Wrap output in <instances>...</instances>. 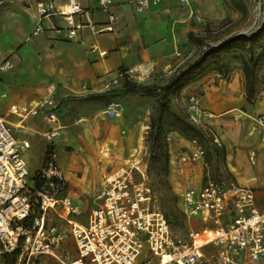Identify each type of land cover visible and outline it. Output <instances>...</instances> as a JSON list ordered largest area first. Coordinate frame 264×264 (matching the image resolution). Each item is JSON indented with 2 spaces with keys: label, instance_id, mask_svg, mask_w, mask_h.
Masks as SVG:
<instances>
[{
  "label": "built area",
  "instance_id": "obj_1",
  "mask_svg": "<svg viewBox=\"0 0 264 264\" xmlns=\"http://www.w3.org/2000/svg\"><path fill=\"white\" fill-rule=\"evenodd\" d=\"M149 1L136 0V9L142 11ZM99 4L108 12V21L101 28L93 20H83V16H89L90 9L76 1L63 6H58L55 0L38 1V17L32 34L37 36L44 31L45 18L58 16L67 22V27L58 30H65L72 41L85 27L95 34L114 31L116 16L109 11L112 1L99 0ZM92 49H97V45L93 44ZM99 53L105 55L107 51ZM14 67L12 59L3 60L0 75ZM130 77H133L132 70H119L108 86H118ZM56 90V84L50 83L39 100L29 103L8 101L6 117L0 116V255L12 254L20 248L22 252L13 264H28L31 258L46 252L55 255L59 264H264V207L259 204L253 187L225 185L209 178L198 188L184 190L181 205L188 222L195 219L204 229L199 232L190 227L185 238L174 236L169 218L156 207L155 196L145 181L146 168L139 156L127 158L103 176L98 202L87 223L74 222L63 216L60 205L72 216L78 214L79 207L74 204L70 180L61 169L58 155L52 150L47 153L31 185L30 170L23 156L31 142L18 137L17 127L7 119L12 116L21 121L38 118L50 126L43 133L44 137L54 141L64 127ZM208 93V89H202L187 95L186 117L191 125L210 137L213 145L223 147L224 141L211 121L215 114L204 106ZM7 97V93H0V100ZM104 112L107 118H121L126 106L121 99L112 98ZM83 121L80 117L74 123ZM249 133L264 141V113L251 116ZM189 143L190 148L181 156L180 162L185 165L204 163V143L198 137ZM255 156H251L252 163L256 161ZM36 211L38 215L35 216ZM49 212H55L70 223L78 249L75 258L61 260L51 249V244L59 246L62 236L49 238L46 228ZM30 220L33 221L28 225ZM9 228L14 234L8 231ZM206 231L213 232L214 237L204 244H197L198 236ZM210 245L214 250L208 249ZM145 248L147 252L143 254ZM0 264L7 263L0 258Z\"/></svg>",
  "mask_w": 264,
  "mask_h": 264
},
{
  "label": "rangeland",
  "instance_id": "obj_2",
  "mask_svg": "<svg viewBox=\"0 0 264 264\" xmlns=\"http://www.w3.org/2000/svg\"><path fill=\"white\" fill-rule=\"evenodd\" d=\"M2 1L6 2L3 4L6 8L5 11L0 10L1 29L5 24L10 25L12 20L15 25V19H22V15L28 13L26 7L31 8L32 4L35 6L34 0ZM223 1L229 8L230 15L217 25H205V30L199 36H192L193 47L187 50L184 60L175 65L173 63L166 67H159L143 78H139L133 72V77L123 80L116 87H108L102 91H90L95 89L87 83L88 91L81 93L70 91L66 86L63 88L62 83H58L57 98L60 105L64 107L62 117L64 127L61 135L52 142L29 129L24 130L21 135H25L32 141L29 150L23 154L28 161L31 185L34 184L33 177L41 168L47 153L52 150L58 155L61 169L70 180V193L74 204L79 207L78 214L72 216L67 208L60 205L59 211L63 216L80 223H87L98 202L103 176L131 156L141 158L146 168V184L155 196L157 209L169 218L174 236L185 238L190 227L199 232L204 229L203 225L195 219L188 222L181 205V193L186 189L198 188L209 178L224 182L225 185L234 183L253 186L264 207V141L256 135H248L251 118L243 115L242 118L237 119L232 112L227 113L230 110L210 109L216 114L211 121L224 141L225 158L212 149L213 143L210 137L198 127H195L197 131L190 132L188 137L176 131L168 133L167 148L170 157L167 165L163 156L164 148H157L152 153L149 147L148 133L151 118L164 93L171 98V109L186 117L184 99L187 98V93L184 94V89L190 84L182 87L181 84L176 83L167 87L168 83L179 71L186 68L191 60L197 59L207 46L217 45L231 36L243 37L231 43L229 52L224 55L222 62L228 67V73L224 75L216 71L208 72V69L212 67L209 59L201 68L193 71V78L209 77L208 81L211 85L222 84L235 93L234 96L244 93L250 114L256 116L264 112V83L259 85V93L255 101L248 102L242 70V56L248 55L246 50L252 46L257 53L261 47H264V0H240L245 4L244 9L236 8L231 0ZM33 36L30 32L23 46L31 42ZM65 39L70 40L68 37ZM40 58L43 60L47 77L45 86L57 83L59 78L73 83L74 80L77 81L86 74L84 68L78 66L76 53L63 49L62 45H45ZM37 69L38 67L34 66L30 70V75ZM26 73V69L18 68L17 80ZM259 75H261L260 72ZM128 81L135 83L137 88L134 90L128 88L126 85ZM82 85L85 86L86 83ZM198 89L196 86L188 91ZM231 97L229 93L225 95V98L219 99L227 100ZM112 98H120L124 102L126 112L123 117L107 118L105 116V108ZM210 99L211 95L207 100L208 103ZM235 113L238 112L235 111ZM0 116L6 117L3 104H0ZM80 117H83L84 121L75 124L74 120ZM25 125L31 124L26 122ZM194 136H198L205 145L204 164H182L180 158L188 152L190 148L188 140ZM252 155H256L254 163L251 161ZM138 179L139 177L136 178ZM36 215H38L37 211ZM32 221H27V224L30 225ZM46 228L50 239L58 234L62 236L59 246L56 243L51 244V249L61 260L73 259L78 255L71 225L66 219L55 212H49ZM54 228H56L55 231ZM206 236L207 233H204V237ZM196 241H199V236ZM1 246L0 242V249ZM208 249L214 250L213 245H210ZM14 252L17 256L16 253L7 255L11 261H16L22 250L18 248ZM146 252L147 248L143 249L142 253L146 254ZM5 257V254L0 255L2 260ZM59 262L55 255L46 252L31 258L28 264H59Z\"/></svg>",
  "mask_w": 264,
  "mask_h": 264
},
{
  "label": "crops",
  "instance_id": "obj_3",
  "mask_svg": "<svg viewBox=\"0 0 264 264\" xmlns=\"http://www.w3.org/2000/svg\"><path fill=\"white\" fill-rule=\"evenodd\" d=\"M70 1H76L90 9L89 16H83V20H93L98 28L104 26L108 21V12L101 9L99 0H55V3L58 6H63ZM111 1L109 11L116 16L113 25L114 31L112 32L95 34L88 27H85L79 32L75 41H70L65 39L68 35L65 30H58V28L67 27V22L62 17L45 18L43 22L44 31L31 37V42L23 46L27 35L32 33L38 17V0H34L35 6L32 4L31 8L26 7L28 13L22 15V19L14 20L15 25H13L12 20L10 25L5 24L2 29L0 28V62L10 58L15 63L12 70L0 75V93L8 94L7 99L0 100V104H3L5 108L8 101L29 103L44 96L47 77L40 53L44 50L45 45H62L63 49L76 53L78 66L84 68V72H86L84 77L81 76L73 83L59 78L55 83L56 86L62 83L61 87L63 88L66 86L70 91L83 93L88 91L86 87L88 83L90 87L95 89L90 91H102L109 87L108 84L119 70L133 71L140 64L151 63V73L159 67H166L173 63L175 65L183 61L188 53L187 50L193 47L192 36H199L205 30V25H217L230 15V10L223 0H187L183 3L181 0H157L156 2L150 0L148 6L142 11L136 9V0ZM3 4L6 2L0 0V10L4 9L5 11L6 5ZM76 19L78 18L76 17ZM93 44L97 45V49H92ZM101 50H106L107 53L100 55L99 51ZM192 61L194 60H191L190 63ZM34 66H37L38 69L30 75V70ZM18 68L27 70V73L23 77H19V80H17ZM208 79L209 77L191 83L184 89V94L187 93L188 95L193 92L188 90L196 86L200 90L208 89L213 93H208L204 102L206 108L213 111L230 110L227 113L232 112L237 119L242 118L243 115L249 118L253 116L249 113L244 93L234 96L235 93L227 87L222 86V84L220 86L211 85ZM207 81L208 83H206ZM82 83H86V85L83 86ZM57 93L56 90V96ZM229 93L232 95L231 98L219 99L225 98V95ZM210 95L211 99L208 103L207 100ZM184 103L186 105V98ZM60 107L62 120L64 107L61 105ZM7 119L14 125L23 124L22 127L16 129V134L20 138H26L21 133L28 129L44 137L43 133L50 128L48 124L38 118H28L21 121L12 116ZM26 122H30L31 125L26 126ZM250 128L251 125L248 128V135L252 136L249 133ZM30 142L32 144L31 140ZM26 162L28 161L26 160ZM257 197L261 205L258 194Z\"/></svg>",
  "mask_w": 264,
  "mask_h": 264
},
{
  "label": "trees",
  "instance_id": "obj_4",
  "mask_svg": "<svg viewBox=\"0 0 264 264\" xmlns=\"http://www.w3.org/2000/svg\"><path fill=\"white\" fill-rule=\"evenodd\" d=\"M41 1V0H38ZM231 2L238 9H244L245 4L240 0H231ZM241 35H235L226 38L217 45H209L206 49L190 63L186 68L179 71L178 74L168 83L167 87H171L176 83L181 84L182 87L200 80V78H193V71L201 68L209 59L212 67L208 69V72L216 71L218 73L226 75L228 73V67L223 64V58L225 53L229 52L230 44L237 42L242 38ZM248 55L242 56L243 74H244V88L248 102H254L257 94L259 93V85L264 83V47L256 53L255 49L250 46L247 50ZM259 72L261 75H259ZM129 78L124 79L127 80ZM128 88L134 90L137 85L131 81L126 82ZM171 98L167 93H164L161 100L158 102L154 114L151 118L150 130L148 133L150 151L154 153L157 148H164V160L165 164L169 163V151L167 144V135L171 131H176L185 137L190 135V132L197 131L195 126L191 125L189 121L177 112H174L171 107ZM198 137V136H194ZM191 137L189 140L193 139ZM199 138V137H198ZM212 149L216 153H221L222 157H226L225 147H218L212 145ZM16 253V252H13ZM11 254H5V262L7 264H13L16 261L10 260ZM17 256V253L15 254Z\"/></svg>",
  "mask_w": 264,
  "mask_h": 264
},
{
  "label": "bare ground",
  "instance_id": "obj_5",
  "mask_svg": "<svg viewBox=\"0 0 264 264\" xmlns=\"http://www.w3.org/2000/svg\"><path fill=\"white\" fill-rule=\"evenodd\" d=\"M152 70V64L151 63H143V64H140L138 66H136L134 69H133V72L135 74H137V76L139 78H143L145 75L149 74L150 71ZM20 126L16 125V127H22L23 124H20ZM74 222H77L74 220ZM8 231L11 233V234H14V230L12 228H9ZM204 233H207V236L204 237ZM202 233L201 235H199V241H196L197 244H204L205 242L209 241L210 239H212L214 237V233L211 232V231H206Z\"/></svg>",
  "mask_w": 264,
  "mask_h": 264
}]
</instances>
